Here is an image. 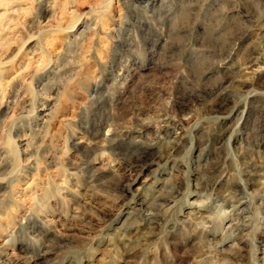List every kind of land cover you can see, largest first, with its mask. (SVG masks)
Wrapping results in <instances>:
<instances>
[{
    "label": "rangeland",
    "instance_id": "rangeland-1",
    "mask_svg": "<svg viewBox=\"0 0 264 264\" xmlns=\"http://www.w3.org/2000/svg\"><path fill=\"white\" fill-rule=\"evenodd\" d=\"M0 264H264V0H0Z\"/></svg>",
    "mask_w": 264,
    "mask_h": 264
}]
</instances>
